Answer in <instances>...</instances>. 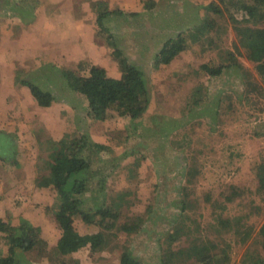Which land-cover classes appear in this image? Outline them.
Returning a JSON list of instances; mask_svg holds the SVG:
<instances>
[{"label": "rangeland", "instance_id": "rangeland-1", "mask_svg": "<svg viewBox=\"0 0 264 264\" xmlns=\"http://www.w3.org/2000/svg\"><path fill=\"white\" fill-rule=\"evenodd\" d=\"M36 1L37 14H41L44 23L37 21L32 28L25 26L24 31L18 10L9 12L11 8L1 7L0 0V131L16 135L19 161L14 165L0 160V219L8 226L30 223L38 227L48 249L53 248L62 233L54 214L59 200L52 187L38 185L44 176L48 177L50 169L38 160L39 154H45L40 149L47 147H40L36 134H41L42 139L48 136L61 139L66 134L77 139L86 136L93 143L108 148L98 151L90 146L81 154L89 164L77 177L83 187L75 194L82 201L81 210L95 212L103 197L108 202L124 190L126 196L119 203L118 214L122 218L138 215L145 220L142 231L129 244L132 254L142 264H162L168 239L164 237L173 234L176 238L172 248L179 245L177 249H180L189 246L187 235L194 233L188 231L185 235L186 227L179 220L180 190L187 168L183 158L188 148L213 150L210 156L215 160L207 166L209 172L216 168L210 165L222 159L224 153L237 154L236 151L244 149L249 155L260 152V148L264 151V102L261 109L259 105L256 112L246 116L245 109L252 102L245 97L244 72L240 65V69L228 66L229 52H234L241 63L252 68L236 50L240 44L236 42L233 23L226 13V22L216 16L219 25L214 29L207 26L210 13L206 7L213 1L221 5V0H156L157 6L151 11L144 7L148 0ZM101 1L107 2L112 11L134 14L111 16L107 20L114 44L122 55L116 53L108 34L101 33L97 25L96 8ZM232 14L241 16L237 11ZM179 35L184 38L186 49L171 64L157 65L155 58L166 42ZM209 39H213V44ZM49 52L56 55L52 62ZM121 56L143 69L150 88L151 108L138 125L129 117H120L116 111L104 122L87 118L86 105L67 88L61 74L65 68L83 71L79 67L82 64L84 70L95 65L104 68L108 76L119 78L124 70ZM208 63L227 67L220 76H207L200 67ZM52 64L60 72H55ZM19 78H35V82L44 85L52 81L50 89L58 102L51 108H40L30 90L20 86ZM196 89L203 95L192 96ZM195 98L202 101L194 103ZM73 106L77 109H72ZM236 111L238 116L235 117ZM192 131L194 139L189 136ZM182 132L187 134L186 138L182 137ZM137 163L138 168L134 166ZM238 178L241 177L238 175ZM210 179L204 184L207 187L210 183L215 185V179ZM218 180L225 183L222 189L235 182L231 175ZM251 183L236 181L242 190ZM207 187L208 191L212 190ZM215 191L211 199L220 200L221 196ZM243 192L241 196L235 195L224 215L240 201L245 204L242 213L248 212L255 196L248 199L246 189ZM255 207L258 213L256 221L251 223L255 224L257 232L264 223V202L258 201ZM209 209L208 203L204 213L195 215V222H203V233H206L205 221L212 217ZM73 223L79 233L99 231L97 223H86L80 217L73 218ZM122 239L126 240L124 236ZM8 247V240L0 233V258L8 256ZM25 256L29 264H50L49 261L59 260L52 252L47 258H33L30 253ZM72 257L81 259L82 264H119L120 261L119 253L108 248L95 255L84 249Z\"/></svg>", "mask_w": 264, "mask_h": 264}, {"label": "trees", "instance_id": "trees-1", "mask_svg": "<svg viewBox=\"0 0 264 264\" xmlns=\"http://www.w3.org/2000/svg\"><path fill=\"white\" fill-rule=\"evenodd\" d=\"M20 1L21 19L29 26L36 20L37 1ZM221 2L220 5L213 1L206 7L207 13H210L207 26L214 29L219 25V20L216 23V16L226 22L225 15L227 13L238 38L236 42L238 41L240 44L239 47L236 46V50L251 63L252 68L246 67L240 62L238 54L229 52L230 63L228 66H236L239 69L241 66L244 72L245 97L249 102H252L248 103L250 107L245 109L247 116L251 112H256L259 105L261 109V103L264 102V0H221ZM156 3H158L156 0H148L144 7L151 11L157 6ZM96 11V21L100 32L108 34L110 44L116 47L118 55H122L117 45L114 44V35L111 28L107 26V20L111 16L126 17L134 14L124 13L120 10L112 11L105 1L98 3ZM233 11L241 13V16L233 17ZM209 42L213 44V39H209ZM185 49V40L181 35L175 39H169L155 58V62L159 66L171 64L175 57ZM121 57L124 70L119 78L108 76L104 68L95 65L84 70L82 64L79 67L83 71L65 68L61 74L67 88L78 97L79 102H84L83 106L86 105L87 118L104 122L113 117L112 114L110 115L111 112L116 111L120 117H129L138 125L145 120L151 108L150 88L143 69L132 62L129 63L123 56ZM51 66L55 72H60V70L56 71V66L53 64ZM225 67L227 66L215 67V64L208 63L202 65L200 70L207 76L217 77L222 74ZM17 81L20 86L30 90L33 100L40 108H51L58 102L51 90L52 81L49 85L38 84L35 82V78L33 80L19 78ZM198 93L203 95L202 91L196 89L192 96ZM194 101V103H200L202 100L195 98ZM72 109H77V106H73ZM236 114L238 116L237 111L233 113L235 117ZM178 134L179 131L176 135L178 136ZM181 134L182 137H187L184 132ZM82 135L84 136V134ZM36 136L40 147H47L43 150L40 149L45 154H39L38 160L50 169L48 177L44 176L38 185L40 188L52 187L57 192L59 204L54 214L62 233L54 247L48 249L49 246L42 238L38 227L36 228L30 223L8 226L0 219V233L6 237L9 246L8 256L0 258V264H29L25 256L27 253L32 254L33 258L35 256L47 258L46 255L51 252L59 260L56 263L49 261L50 264H82L81 259L75 260L72 256L84 249H89L91 254L95 255L107 248L119 253V264H142L132 254L129 244L133 237L142 231L144 217L132 215L122 218L118 214L119 203L125 198L126 192L123 190L117 193L108 202L107 198L103 197L102 204L95 212L91 213L81 210L82 201L75 196L77 190H83V187L78 184L77 177L86 168H89L88 162L81 154L90 146L98 151L105 150L108 146L97 142L93 143L86 136L81 139L70 134H66L61 139L49 136L42 139V135L39 133ZM189 136L194 139V132H189ZM16 139L15 134L0 131V160L4 163L19 164L16 159ZM179 142H181V138ZM262 149L260 148L258 153L255 151L249 155L244 149L236 151L237 154L223 152L222 159L210 165L216 166L215 170L209 172L207 166L215 160V157L213 159L210 156L213 150L197 151L194 148H188L183 158L186 159L187 168L180 190L182 205L179 220L181 225L186 227L185 235L188 231H194V233L187 235L189 246L180 249H177L179 245L172 248L174 238H176L173 234L164 237V239H168L167 249L165 248L162 256V264H191L192 262L200 264H264V223L257 232H255V224L251 223L258 213L255 204L258 201L264 202V158L262 157L264 151ZM138 164L134 166L137 165L138 168ZM131 171L133 173V170ZM226 174L231 175L235 182L222 189V185L225 183H221L223 181H219L218 178L223 180L227 176ZM238 175L245 179L238 178ZM210 177L215 179V185L210 183L211 185L207 187L204 184L206 180L210 182ZM236 181L242 183L252 181L249 187L243 186L242 188L244 191L246 189L245 194L248 199L252 196L255 197L248 212L242 213L245 204L240 201L228 215H224L231 208L235 195L241 196L244 193ZM206 187L212 190L208 191ZM215 190L221 196L220 200L211 199ZM208 203L210 204L208 213L212 214V217L205 221L206 233H203L201 232V223L203 222H195V215L204 213V208ZM202 206H204L203 210ZM217 210L221 212L218 213ZM76 217H80L89 224L97 223L99 231L93 234L79 233L73 223V218ZM98 218L100 219L98 220ZM260 219H258V223ZM122 236L126 240H123ZM169 242L171 243L169 244Z\"/></svg>", "mask_w": 264, "mask_h": 264}, {"label": "crops", "instance_id": "crops-1", "mask_svg": "<svg viewBox=\"0 0 264 264\" xmlns=\"http://www.w3.org/2000/svg\"><path fill=\"white\" fill-rule=\"evenodd\" d=\"M1 1H2L1 7H3L4 9H10L11 8V11H9V12H12L13 10H18V12H19L18 13V16H19L18 19L20 20V26L22 27V29L24 31H26L25 26H27V25H26L25 21H23V19H21V16H20V5H21L20 2L21 1L20 0H1ZM37 21H40V23H44L43 20L41 19V14H37V11H36V20L33 24L37 23ZM31 25L32 24H30V27L32 28L33 26H31ZM47 26H49V25H47ZM47 33L50 34L49 30L47 31ZM25 34H27V33H25ZM48 56L52 62L53 56L55 57L56 55H54V52H49ZM53 63H55V62H53Z\"/></svg>", "mask_w": 264, "mask_h": 264}]
</instances>
